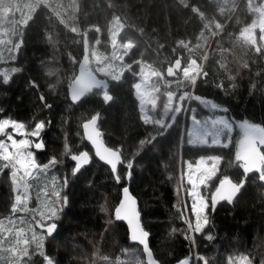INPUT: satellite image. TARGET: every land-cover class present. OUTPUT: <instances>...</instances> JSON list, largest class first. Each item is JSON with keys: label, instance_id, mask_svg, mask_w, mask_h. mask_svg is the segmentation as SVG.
<instances>
[{"label": "trees", "instance_id": "obj_1", "mask_svg": "<svg viewBox=\"0 0 264 264\" xmlns=\"http://www.w3.org/2000/svg\"><path fill=\"white\" fill-rule=\"evenodd\" d=\"M261 17L264 23V0H2L0 47L6 34L12 43L0 53V120L28 130L43 125L42 147L34 149L39 169L24 188L15 191L0 169V218L12 228L8 250L30 225L35 243L23 264H42L45 256L51 264H146L114 214L129 185L160 264H233L239 256L264 264V165L246 174L237 153L248 129L243 122L264 134ZM85 48L88 68L108 82L109 102L102 88L87 90L78 103L68 96ZM178 58L182 67L202 62L194 82L165 76ZM145 67L158 104L152 120L141 117L135 88ZM167 99L174 103L169 114L162 110ZM96 114L101 139L122 158L116 176L83 138L81 124ZM190 115H225L234 125L230 144H188ZM257 148L264 157V142ZM83 150L90 162L73 174L71 157ZM210 154L217 169L201 188L209 223L198 229L180 174L185 161ZM224 178L243 183L235 198L212 204Z\"/></svg>", "mask_w": 264, "mask_h": 264}, {"label": "rangeland", "instance_id": "obj_2", "mask_svg": "<svg viewBox=\"0 0 264 264\" xmlns=\"http://www.w3.org/2000/svg\"><path fill=\"white\" fill-rule=\"evenodd\" d=\"M1 1L2 0H0V2ZM259 26H261L264 30L262 17L259 21ZM261 36L264 40V31L261 32ZM246 37L252 39L253 34L248 31ZM6 40L7 42L0 47V53L3 52L6 54L8 48H6L5 45H10L12 43L9 34H6ZM3 58L6 59V55L1 59ZM192 66L197 67L194 65L187 66L189 68L185 69L184 73L183 71L181 72L180 79H191L196 76L195 72L191 73L192 68L190 67ZM150 70L151 68L149 67L143 68V76L141 77V80L135 84L136 94L139 99L141 117L145 120H152V112L155 111L156 106L158 107V104H156V92H154L148 84ZM185 105L182 108L183 112L185 110ZM172 109H174V103L171 99H167L162 110L165 114H169ZM41 125L42 124H37L35 128L28 130L19 121L9 118H2L0 120V169L8 170L15 191L23 189L25 180L34 176L39 169L36 164L34 149L37 148L40 132L43 129ZM242 126L248 128L243 129V133L241 134L237 145V153L243 161V158L249 152L256 151L258 149V143L264 142V134L261 130L253 128L250 123L243 122ZM233 129L234 125L228 121L225 115H220L217 118L194 117L193 115H190L187 125V142L193 146L230 144ZM217 162L218 158L214 154L202 156L194 163H191L188 160L185 161V171L184 173L182 172L181 175L189 184L188 195L190 198L192 212L196 217V223L197 206H203L204 208V212L200 217L201 220L203 219L206 208V200L202 194L201 188L206 184V180L215 173L217 169ZM16 200L17 202L20 201L21 196H18ZM17 206L19 207V205ZM19 209H21V207ZM5 219L0 218V264H23L21 261L22 257L27 254L26 250L31 244L35 243L36 230L28 225L25 229V235H22V230L17 232V238L15 240L16 244L12 251H9L5 245V236L7 234V230L12 228L8 227L7 220ZM37 224L41 225L42 223L37 220ZM189 225L188 228L189 231H191L192 228L189 227ZM11 254H13L14 257L10 259L9 257ZM42 264H51L50 258L45 256ZM233 264L251 263L247 256H239Z\"/></svg>", "mask_w": 264, "mask_h": 264}, {"label": "water", "instance_id": "obj_3", "mask_svg": "<svg viewBox=\"0 0 264 264\" xmlns=\"http://www.w3.org/2000/svg\"><path fill=\"white\" fill-rule=\"evenodd\" d=\"M219 28L220 26L217 25ZM87 48L84 50V55L78 64V69L75 77L72 79L67 87V93L72 103H78L86 91L91 88H102L103 97L107 102L110 101V95L107 93L108 82L104 78L98 77L90 68H88L89 58ZM188 65L197 66L198 63L194 60H190ZM182 69V63L180 59L175 61L165 69V76L168 79H172L177 73H180ZM98 115H94L90 119L85 120L81 124L83 138L88 142L93 150L94 156L106 164L113 175L116 176V169L121 162V155L119 150L108 147L100 137V132L97 128ZM37 147H42V139L39 138ZM72 161L74 163L73 174L83 167L89 164L90 154L83 150L73 155ZM87 160L88 163H82L83 160ZM115 165V168L113 167ZM264 165V157L260 150L249 152L243 158V169L246 174L260 173ZM260 181L264 183V175L260 176ZM241 183H235L230 178H224L218 182L216 188L211 194L210 201L212 204H219L223 201H229L235 198L239 192ZM66 205V199H65ZM114 214L117 219L123 221L128 229L129 239L132 243L138 244L142 248L144 261L146 264H160L153 256L152 251L148 243V233L144 230L139 216L137 199L131 193L129 185H125L121 188L120 200L114 209ZM138 224L139 227L133 230V226ZM54 228V225L46 227L50 233ZM146 232L147 236L141 238V233ZM173 264H185V259L177 261Z\"/></svg>", "mask_w": 264, "mask_h": 264}, {"label": "snow or ice", "instance_id": "obj_4", "mask_svg": "<svg viewBox=\"0 0 264 264\" xmlns=\"http://www.w3.org/2000/svg\"><path fill=\"white\" fill-rule=\"evenodd\" d=\"M41 127H43V126L41 125ZM82 163L86 164V163H88V161L85 159V160L82 161ZM113 167L115 168V165H113ZM203 212H204L203 206H197V208H196V216H197V227H198V229L203 228L205 225H207L209 223V220H208L207 216H203L202 220L200 219V217H201ZM138 227H139L138 224L134 225L133 226V230L135 231V229L138 228ZM146 236H147L146 232H142L141 233V238L146 237Z\"/></svg>", "mask_w": 264, "mask_h": 264}]
</instances>
